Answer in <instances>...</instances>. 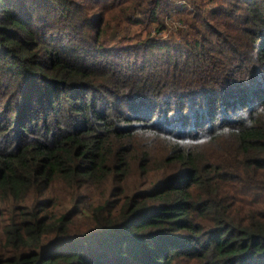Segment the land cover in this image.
<instances>
[{
    "label": "trees",
    "instance_id": "obj_1",
    "mask_svg": "<svg viewBox=\"0 0 264 264\" xmlns=\"http://www.w3.org/2000/svg\"><path fill=\"white\" fill-rule=\"evenodd\" d=\"M190 2L0 0V264H264V0Z\"/></svg>",
    "mask_w": 264,
    "mask_h": 264
},
{
    "label": "rangeland",
    "instance_id": "obj_2",
    "mask_svg": "<svg viewBox=\"0 0 264 264\" xmlns=\"http://www.w3.org/2000/svg\"><path fill=\"white\" fill-rule=\"evenodd\" d=\"M210 6V0H204ZM170 6V11L162 16L161 21L163 22L162 27L157 28L156 25H151L145 27L142 22L134 21L133 23H123L119 30L114 28L112 33L105 38V42L112 43L116 40L136 42V38L146 39L150 38L152 40L169 41L175 40L179 41L185 38L190 30L191 26L189 24L190 14L189 12H195L197 8L191 4L190 0H182L178 4H174L171 0H168ZM137 19V17H136ZM150 35L149 37H147ZM122 42V41H121Z\"/></svg>",
    "mask_w": 264,
    "mask_h": 264
},
{
    "label": "built area",
    "instance_id": "obj_3",
    "mask_svg": "<svg viewBox=\"0 0 264 264\" xmlns=\"http://www.w3.org/2000/svg\"><path fill=\"white\" fill-rule=\"evenodd\" d=\"M172 2H174V4H178L180 2H182V0H171Z\"/></svg>",
    "mask_w": 264,
    "mask_h": 264
}]
</instances>
